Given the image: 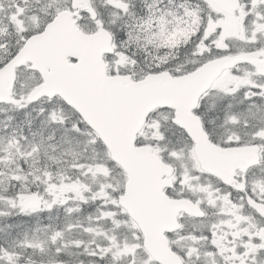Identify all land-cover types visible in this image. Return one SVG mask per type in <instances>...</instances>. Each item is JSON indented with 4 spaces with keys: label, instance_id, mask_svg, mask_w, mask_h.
Masks as SVG:
<instances>
[{
    "label": "snow or ice",
    "instance_id": "6c2138e0",
    "mask_svg": "<svg viewBox=\"0 0 264 264\" xmlns=\"http://www.w3.org/2000/svg\"><path fill=\"white\" fill-rule=\"evenodd\" d=\"M0 264H264V0H0Z\"/></svg>",
    "mask_w": 264,
    "mask_h": 264
}]
</instances>
